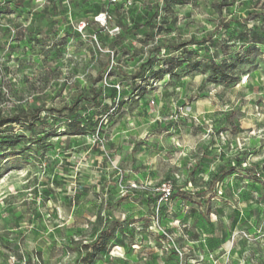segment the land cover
Returning <instances> with one entry per match:
<instances>
[{
    "label": "rangeland",
    "instance_id": "rangeland-1",
    "mask_svg": "<svg viewBox=\"0 0 264 264\" xmlns=\"http://www.w3.org/2000/svg\"><path fill=\"white\" fill-rule=\"evenodd\" d=\"M243 22L264 34V0H0V116H22L0 129V264H264Z\"/></svg>",
    "mask_w": 264,
    "mask_h": 264
},
{
    "label": "trees",
    "instance_id": "trees-1",
    "mask_svg": "<svg viewBox=\"0 0 264 264\" xmlns=\"http://www.w3.org/2000/svg\"><path fill=\"white\" fill-rule=\"evenodd\" d=\"M241 26H244V34L240 35L241 40L250 41L254 46L264 45V34L259 32L260 29L258 28V26L254 25L253 29L251 30H247L244 22ZM204 43H207L206 40H203L201 42H192L193 45H203ZM189 45H190L189 43H186L181 46H178L177 48H175V51L186 49ZM180 63H181L180 61H177L171 58L164 59L161 64V73L162 74H172L177 69V67L180 66ZM222 68L223 67H221L220 69ZM76 108H77V105L76 103H74L70 108H65V110L74 112ZM54 112L60 113V111L58 110H54ZM41 113H42V110L38 109L35 111L34 115L31 116V118L35 120V122H37L40 120ZM21 119H22V116H19V115H13L7 118L0 116V129L4 127L5 125H14L16 123H19L22 121ZM28 121H30V119L26 118L25 122H28ZM76 126L78 128V131H81L80 130L81 122H78ZM217 181H218L217 178H214L212 180V185L215 186ZM105 235H106V232H102L97 237L94 245H97L100 242V240H102L103 236ZM103 251L104 250H100V252H103Z\"/></svg>",
    "mask_w": 264,
    "mask_h": 264
},
{
    "label": "built area",
    "instance_id": "built-area-1",
    "mask_svg": "<svg viewBox=\"0 0 264 264\" xmlns=\"http://www.w3.org/2000/svg\"><path fill=\"white\" fill-rule=\"evenodd\" d=\"M10 1V0H8ZM13 1H19V0H13ZM20 1H27V2H30V1H33L37 4H39L40 6H45L46 4H48L51 0H20ZM96 22L97 23H100V24H104L106 22V18L104 17L103 14L99 15L97 18H96ZM170 190H165V197L168 198L170 196Z\"/></svg>",
    "mask_w": 264,
    "mask_h": 264
}]
</instances>
